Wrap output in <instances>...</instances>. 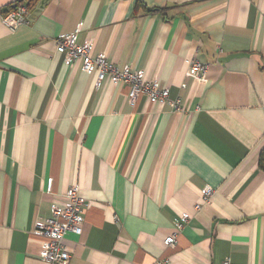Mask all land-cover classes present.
<instances>
[{"label":"crops","instance_id":"crops-1","mask_svg":"<svg viewBox=\"0 0 264 264\" xmlns=\"http://www.w3.org/2000/svg\"><path fill=\"white\" fill-rule=\"evenodd\" d=\"M8 4L0 264H46L35 225L72 186L87 205L81 235L65 236L68 264H264V0H38L14 32ZM81 23L92 56L141 71L180 111L145 96L131 106L127 87L65 64L55 40Z\"/></svg>","mask_w":264,"mask_h":264},{"label":"built area","instance_id":"built-area-1","mask_svg":"<svg viewBox=\"0 0 264 264\" xmlns=\"http://www.w3.org/2000/svg\"><path fill=\"white\" fill-rule=\"evenodd\" d=\"M24 0H9L7 11L1 13V23L10 32L16 31L28 24L29 8ZM83 29V23L79 24L71 34L56 38L55 52L63 57L64 63L72 67L80 63L81 70L85 74L95 76L96 85L108 78L116 85L125 86L128 89L127 99L131 106L135 105L139 96H145L151 102L167 103L173 111H180V100H170L168 89L159 86L155 80L146 79L141 71L128 66L119 68L109 62L104 55L92 56L93 43L87 39L79 42L78 36ZM208 66L198 61H190L188 75L199 80H204ZM52 180L47 181V191H51ZM78 186L70 187L66 192V201L62 206H53L51 218L44 222H37L34 234L44 239L40 252V259L46 264H68L70 253L64 244L65 236L69 233L80 236L82 233V215L86 202L78 194ZM214 194V190L205 187L201 191V200L208 203ZM196 210L200 205L195 206ZM188 222V215L181 214L176 227L181 229ZM176 243V235H171L164 240L166 247H173ZM224 264H229L228 262Z\"/></svg>","mask_w":264,"mask_h":264},{"label":"trees","instance_id":"trees-1","mask_svg":"<svg viewBox=\"0 0 264 264\" xmlns=\"http://www.w3.org/2000/svg\"><path fill=\"white\" fill-rule=\"evenodd\" d=\"M23 2L27 5L28 8H30L35 3H37L38 0H24ZM259 169L262 172H264V149L262 150V152L260 154V158H259Z\"/></svg>","mask_w":264,"mask_h":264},{"label":"water","instance_id":"water-1","mask_svg":"<svg viewBox=\"0 0 264 264\" xmlns=\"http://www.w3.org/2000/svg\"><path fill=\"white\" fill-rule=\"evenodd\" d=\"M7 11V8L4 10V12Z\"/></svg>","mask_w":264,"mask_h":264}]
</instances>
